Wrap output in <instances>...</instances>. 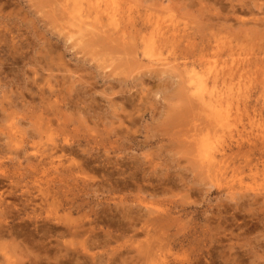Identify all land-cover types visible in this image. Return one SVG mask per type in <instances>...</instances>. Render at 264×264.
<instances>
[{
  "label": "rangeland",
  "instance_id": "rangeland-1",
  "mask_svg": "<svg viewBox=\"0 0 264 264\" xmlns=\"http://www.w3.org/2000/svg\"><path fill=\"white\" fill-rule=\"evenodd\" d=\"M0 264H264V0H0Z\"/></svg>",
  "mask_w": 264,
  "mask_h": 264
},
{
  "label": "bare ground",
  "instance_id": "bare-ground-1",
  "mask_svg": "<svg viewBox=\"0 0 264 264\" xmlns=\"http://www.w3.org/2000/svg\"><path fill=\"white\" fill-rule=\"evenodd\" d=\"M53 10H54V9H53ZM251 11H252V10H251ZM96 12H97V11H96ZM235 13H236V12H235ZM95 24H96V23H95ZM94 27H95V26H94ZM102 30H103V29H102ZM108 30H109V29H108ZM100 31H101V30H100ZM109 31H110V30H109ZM122 31H123V30H122ZM98 34H99V33H98ZM95 42H96V41H95ZM61 151H62V150H61ZM61 151H60V152H61ZM206 158H207V157H206ZM201 164H202V163H201Z\"/></svg>",
  "mask_w": 264,
  "mask_h": 264
}]
</instances>
